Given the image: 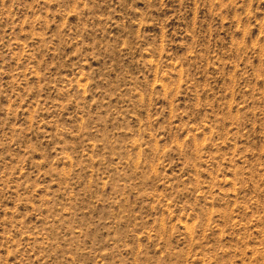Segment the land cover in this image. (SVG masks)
Returning a JSON list of instances; mask_svg holds the SVG:
<instances>
[{
  "label": "rangeland",
  "instance_id": "374dc122",
  "mask_svg": "<svg viewBox=\"0 0 264 264\" xmlns=\"http://www.w3.org/2000/svg\"><path fill=\"white\" fill-rule=\"evenodd\" d=\"M0 264H264V0H0Z\"/></svg>",
  "mask_w": 264,
  "mask_h": 264
}]
</instances>
